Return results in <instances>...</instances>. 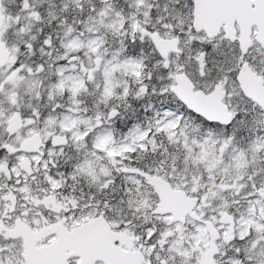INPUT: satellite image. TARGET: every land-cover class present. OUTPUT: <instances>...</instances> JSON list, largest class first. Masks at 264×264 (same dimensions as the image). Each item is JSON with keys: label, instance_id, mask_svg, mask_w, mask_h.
Wrapping results in <instances>:
<instances>
[{"label": "snow or ice", "instance_id": "1", "mask_svg": "<svg viewBox=\"0 0 264 264\" xmlns=\"http://www.w3.org/2000/svg\"><path fill=\"white\" fill-rule=\"evenodd\" d=\"M0 264H264V0H0Z\"/></svg>", "mask_w": 264, "mask_h": 264}]
</instances>
